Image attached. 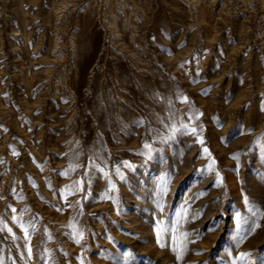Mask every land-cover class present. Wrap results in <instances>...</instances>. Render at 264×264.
Returning a JSON list of instances; mask_svg holds the SVG:
<instances>
[{
	"label": "rangeland",
	"instance_id": "obj_1",
	"mask_svg": "<svg viewBox=\"0 0 264 264\" xmlns=\"http://www.w3.org/2000/svg\"><path fill=\"white\" fill-rule=\"evenodd\" d=\"M121 1L0 0V264H260L264 0Z\"/></svg>",
	"mask_w": 264,
	"mask_h": 264
},
{
	"label": "bare ground",
	"instance_id": "obj_2",
	"mask_svg": "<svg viewBox=\"0 0 264 264\" xmlns=\"http://www.w3.org/2000/svg\"><path fill=\"white\" fill-rule=\"evenodd\" d=\"M125 1V0H124ZM129 1H131V0H128L127 2H129ZM114 2H115V0H114ZM121 2H123V0L121 1ZM131 2H133L134 4L135 3H138L139 1H137L136 2V0H133V1H131ZM126 3V2H125ZM125 3H121V6H120V4H119V6L121 7V9H120V12H122V14L124 13V14H126V13H128V10H129V8L127 7V5L125 4ZM139 5H140V3H138ZM137 4V5H138ZM114 6V5H113ZM132 6V5H131ZM115 10V9H114ZM137 11V10H136ZM129 12H130V10H129ZM134 12H135V10H134ZM114 15H112V16H110V23L112 24V26H113V30L114 31H117V32H121V30H122V27H121V22L122 21H126V23H127V19H123V18H119L118 16H117V13H116V11H115V13H113ZM119 15V14H118ZM135 15V14H134ZM120 16V15H119ZM126 16V15H125ZM127 16H129L128 14H127ZM107 17V16H106ZM118 17V18H117ZM132 17V16H131ZM105 18V17H104ZM121 19H123V20H121ZM129 19H130V17H129ZM131 20V19H130ZM130 22V21H129ZM125 23V22H124ZM126 23H125V26H126ZM122 24H123V22H122ZM128 29V28H127ZM112 30V29H111ZM120 34V33H119ZM116 37V36H115ZM122 40V39H121ZM133 51V50H132Z\"/></svg>",
	"mask_w": 264,
	"mask_h": 264
},
{
	"label": "snow or ice",
	"instance_id": "obj_3",
	"mask_svg": "<svg viewBox=\"0 0 264 264\" xmlns=\"http://www.w3.org/2000/svg\"><path fill=\"white\" fill-rule=\"evenodd\" d=\"M186 99H187V98L185 97V100H186ZM193 131H195V130L193 129ZM200 143H203V141L201 140ZM144 147L147 148V147H149V145L145 144ZM204 151L207 153V152H208V149L205 148ZM58 210H59V209H58ZM14 211H15V210H14ZM237 215H239V214H237ZM255 227L258 228V227H260V225H259V224H256ZM24 231L27 232V229H24ZM162 231H163L162 229L157 228V243H160V235H161V232H162ZM185 235H186V234H185ZM173 239L175 240V237H173ZM76 242L79 243V240H77ZM160 246L163 247L164 245H163V244H160ZM174 250H175V249H174ZM28 252H29V255H30V254H31V248H30V247H29V249H28ZM245 255H247V254H243V253H242V254H241V258H243ZM177 258L179 259L180 256H178ZM260 264H264V260H261Z\"/></svg>",
	"mask_w": 264,
	"mask_h": 264
}]
</instances>
